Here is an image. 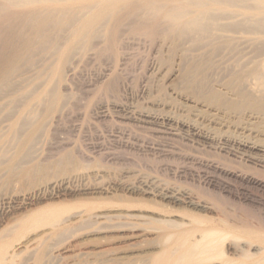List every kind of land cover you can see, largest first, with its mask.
<instances>
[{
  "label": "rangeland",
  "instance_id": "rangeland-1",
  "mask_svg": "<svg viewBox=\"0 0 264 264\" xmlns=\"http://www.w3.org/2000/svg\"><path fill=\"white\" fill-rule=\"evenodd\" d=\"M238 27L241 53L224 61L248 73L264 54ZM98 47L63 79L44 70L55 59L24 67L39 77L23 140L37 138L4 145L0 264H264L263 228L237 222L264 219V189L238 176L264 181L242 147L264 145V120L231 108L228 69L197 96L183 80L189 42L126 37L117 57Z\"/></svg>",
  "mask_w": 264,
  "mask_h": 264
},
{
  "label": "bare ground",
  "instance_id": "bare-ground-1",
  "mask_svg": "<svg viewBox=\"0 0 264 264\" xmlns=\"http://www.w3.org/2000/svg\"><path fill=\"white\" fill-rule=\"evenodd\" d=\"M226 18L236 20L224 23ZM238 26L254 41L259 60L264 54V0H0V166L7 156L4 145L12 144L20 152V144L37 138L34 130L23 140L30 124L22 120V102L34 118L38 99L34 82L39 77L36 74L37 78H28L24 67L34 70L42 58L55 59L57 63L46 64L44 70L52 67L51 74L63 79L65 73L73 71L78 53L91 52L100 44L98 54L117 57L126 37L149 41L169 37L175 48L189 42L191 50L198 53L184 58L183 80L187 89L203 96L210 89L213 74L230 67L224 61L226 54L233 58L240 55V41L234 34ZM232 67L226 71L227 85L239 101L230 104L231 108H251L264 120V61L255 62L248 73L239 59L234 60ZM112 87L108 84L104 91ZM60 101L55 100L52 107L57 103L59 107ZM242 147L255 155L256 158L249 157L250 162L264 168V145ZM238 176L264 189L262 179ZM254 219L264 230V219L260 217L237 222L252 228Z\"/></svg>",
  "mask_w": 264,
  "mask_h": 264
}]
</instances>
